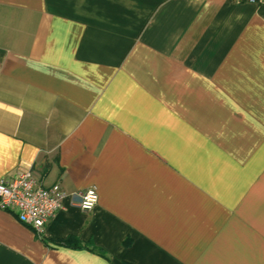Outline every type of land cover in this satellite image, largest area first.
<instances>
[{
  "label": "crops",
  "instance_id": "1",
  "mask_svg": "<svg viewBox=\"0 0 264 264\" xmlns=\"http://www.w3.org/2000/svg\"><path fill=\"white\" fill-rule=\"evenodd\" d=\"M23 160L65 196L46 239L0 209V264H264V0H0V177Z\"/></svg>",
  "mask_w": 264,
  "mask_h": 264
},
{
  "label": "built area",
  "instance_id": "2",
  "mask_svg": "<svg viewBox=\"0 0 264 264\" xmlns=\"http://www.w3.org/2000/svg\"><path fill=\"white\" fill-rule=\"evenodd\" d=\"M261 2L262 0H250ZM65 196L59 184L44 185L32 171V163L23 160L11 177H0V209L10 211L18 220L43 238L46 225L62 207ZM76 204L82 210H91L98 201L94 187L77 191Z\"/></svg>",
  "mask_w": 264,
  "mask_h": 264
},
{
  "label": "trees",
  "instance_id": "3",
  "mask_svg": "<svg viewBox=\"0 0 264 264\" xmlns=\"http://www.w3.org/2000/svg\"><path fill=\"white\" fill-rule=\"evenodd\" d=\"M42 239H46V235ZM49 242L56 246H65V247H71V248L86 247L90 249L91 251L96 252L99 255L107 256L106 252L102 248L96 245H93L89 241L87 242L81 241L77 236H73V235H70L63 239L50 238Z\"/></svg>",
  "mask_w": 264,
  "mask_h": 264
}]
</instances>
